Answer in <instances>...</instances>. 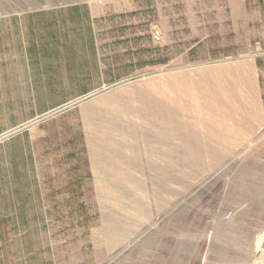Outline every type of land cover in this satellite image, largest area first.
I'll list each match as a JSON object with an SVG mask.
<instances>
[{"label":"rangeland","instance_id":"374dc122","mask_svg":"<svg viewBox=\"0 0 264 264\" xmlns=\"http://www.w3.org/2000/svg\"><path fill=\"white\" fill-rule=\"evenodd\" d=\"M136 1L0 0V15L71 3L121 11ZM158 2L160 15L150 11L130 25L128 42L110 45L107 64L129 61L128 76L11 137L40 122L62 128L59 155L32 157L31 183L18 181L0 264H264V220L236 217L222 195L226 173L206 169V147L201 157L212 137L240 140L247 156L249 139L264 132V46L249 39L264 0ZM137 27L143 35L132 37Z\"/></svg>","mask_w":264,"mask_h":264},{"label":"crops","instance_id":"0c3cea01","mask_svg":"<svg viewBox=\"0 0 264 264\" xmlns=\"http://www.w3.org/2000/svg\"><path fill=\"white\" fill-rule=\"evenodd\" d=\"M147 1L123 4L121 11L117 5L71 3L0 15V136L128 76L129 61L107 64L113 58L110 45L114 39L128 42L130 25L141 26L150 11L160 15V2L150 6ZM133 11H138L137 17L131 20ZM252 24L250 43L264 46V14H255ZM188 27L196 24L191 21ZM151 34L154 40L153 30ZM140 35L137 27L131 36ZM152 53L159 58L160 49ZM30 130L0 145V236L1 221L16 219L18 181L27 178L31 183L32 157H41L42 162L43 156L59 155V121L40 122ZM209 139L201 141V157L206 147V169L226 173L222 195L230 197L236 217L264 220V132L249 139L247 156L239 154L240 140ZM47 165L40 166L44 181L49 178Z\"/></svg>","mask_w":264,"mask_h":264},{"label":"built area","instance_id":"2783aa9c","mask_svg":"<svg viewBox=\"0 0 264 264\" xmlns=\"http://www.w3.org/2000/svg\"><path fill=\"white\" fill-rule=\"evenodd\" d=\"M152 30H153V38H154V40L157 41V42H161V39H162V33H161V31H160V29H159V27H158V24L154 25ZM50 114H51V113H50ZM47 116H48V115L41 116V117H37V118H35L34 120H32L31 122H29V123H31V124H35V123L39 122L40 120L45 119ZM28 126H29V125L25 124V125H22L21 127H18V128H16V129H13V130H11V131H9V132H7V133L1 135V136H0V144H1L2 142H4L6 139H8V138L14 136L16 133H18L19 131L25 129V128L28 127ZM230 215H231V214L228 213V214H226L225 216H226V217H230ZM221 264H242V263L237 262V263H221ZM251 264H263V260H261V259H255L254 261L251 262Z\"/></svg>","mask_w":264,"mask_h":264}]
</instances>
